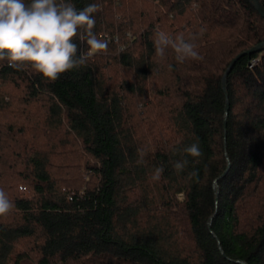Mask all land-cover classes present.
<instances>
[{"label":"trees","instance_id":"16d2710c","mask_svg":"<svg viewBox=\"0 0 264 264\" xmlns=\"http://www.w3.org/2000/svg\"><path fill=\"white\" fill-rule=\"evenodd\" d=\"M66 2L101 6L93 31L108 50L55 81L0 61V188L18 216L0 217V264L32 253L37 264H264V49L242 54L222 83L232 60L264 41L253 1ZM157 31L196 34L203 58L180 63L171 48L158 57ZM121 68L129 74L117 80ZM35 117L58 138L27 135ZM194 143L200 157L184 151ZM81 151L91 179L80 162L71 178L51 169L56 155L78 161ZM27 184L32 195L14 190Z\"/></svg>","mask_w":264,"mask_h":264},{"label":"clouds","instance_id":"9594fccd","mask_svg":"<svg viewBox=\"0 0 264 264\" xmlns=\"http://www.w3.org/2000/svg\"><path fill=\"white\" fill-rule=\"evenodd\" d=\"M101 10L97 3L77 9L66 0H0V61L17 70L30 67L43 77L55 81L67 71L82 66L94 54L106 52L108 41L99 38L95 28L94 13ZM204 29H200L202 35ZM79 39L87 44V52L77 56V45L72 41ZM197 35L188 39L183 35L175 37L164 31H157L154 37L156 55L164 57L166 49L171 48L178 62L200 60L195 43ZM139 151V150H138ZM191 157L202 155L199 145L194 143L184 149ZM144 153L137 164L143 163ZM188 164L187 160L178 161L174 168L179 172ZM163 167H157L151 177L159 181ZM197 173L193 171L190 178ZM184 193L177 199L183 201ZM14 208L8 194L0 188V217L6 216Z\"/></svg>","mask_w":264,"mask_h":264},{"label":"rangeland","instance_id":"374dc122","mask_svg":"<svg viewBox=\"0 0 264 264\" xmlns=\"http://www.w3.org/2000/svg\"><path fill=\"white\" fill-rule=\"evenodd\" d=\"M127 74H129L128 71L123 70L122 68L121 69H118V71H116V76H117L116 79L119 80V78L121 76H123V75H126L127 76ZM9 89L10 90H13L14 93L17 94V95L20 94V88H18L17 86L16 87H10ZM23 106H25V104L24 105L23 104H20V107H23ZM28 107H29V109L31 108L32 110L38 111L37 108L39 107V105H37L36 103H33V104H31V106L29 104ZM43 110L44 109L42 108V112H43ZM39 118L38 117L33 118L32 123H30L29 126H34L35 127V131H32L30 129L29 130L30 131V134H27V135H33L34 133H36L37 136L40 139H42V141H46V140L48 141L49 140L48 138L51 137V135H53V134H55L56 135V138H58V133H54L53 131H50V129H45L46 127L43 128V126L45 125V122H43L41 120L42 116H41L40 119ZM38 119H39V121H38ZM46 132H48V135L46 134ZM17 136L19 137V141H21V142H22V139H26V138H24V135L23 134L22 135L19 134ZM68 139L69 138L66 137V136H62L61 137V134H60V140H61L62 143H66V140H68ZM66 144L69 145V143H66ZM78 146L81 148L80 144L74 146V150L76 152V155H78V153H79L78 152V149H77ZM47 149H51V148L44 147V150H47ZM81 155H82V159L81 160H78V161L75 160L74 153H68L65 156H63L62 154L61 155H56L55 158H52L55 161V164L56 165L53 168H51V169L53 171L59 170L62 175L68 174V176L71 178L72 176H74L75 174H77L74 165L77 162H80L81 168L85 172V178L86 179H91V174H89L88 171H87V166H88L87 163L92 164L94 161L92 159H89V157H88V155L86 153L83 154V151H81ZM59 165H63L65 167L61 168V166H59ZM18 166H19V168H25V163L24 164H19ZM19 168H18V171L20 170ZM21 183L25 184L24 182H21ZM26 186H27V189H26V187L22 189L20 186H18V188L17 189H14V190L18 194H20L21 196L32 195L33 194V190L31 189L30 186H28V184ZM14 216H16L15 211L14 210H11L10 213H8L3 218H4V220L10 221ZM16 217H18V216H16ZM18 246L22 247V249H21L22 251H25V252L28 251V248H29L28 243L18 244ZM33 254L34 253L31 254V257L32 258H26L25 257L24 260L22 261V263L23 264H37L36 256H35V254L34 255Z\"/></svg>","mask_w":264,"mask_h":264},{"label":"water","instance_id":"95a60500","mask_svg":"<svg viewBox=\"0 0 264 264\" xmlns=\"http://www.w3.org/2000/svg\"><path fill=\"white\" fill-rule=\"evenodd\" d=\"M253 1V4L254 6L256 7V9L264 16V5L261 3L260 0H252ZM264 49V41L260 42L259 44L253 46L252 48L238 54L233 60L232 62L230 63L229 67L227 68V70L225 71L224 75H223V80H222V83H223V88L224 90L226 91L227 90V77L230 73V71L232 70L236 60L242 55V54H251V53H254V52H258V51H261ZM229 110V101L227 100V103H226V113L228 112ZM226 124V122H225ZM230 167V164L228 166V168L224 171L223 175H225L228 171ZM215 187H216V190L218 192V186H217V183L215 184Z\"/></svg>","mask_w":264,"mask_h":264},{"label":"built area","instance_id":"2783aa9c","mask_svg":"<svg viewBox=\"0 0 264 264\" xmlns=\"http://www.w3.org/2000/svg\"><path fill=\"white\" fill-rule=\"evenodd\" d=\"M258 61H259V58L254 59V60L252 61V65L255 64V63H257Z\"/></svg>","mask_w":264,"mask_h":264}]
</instances>
